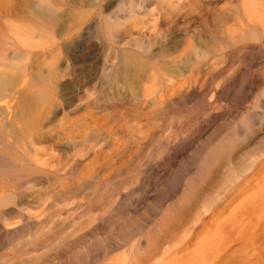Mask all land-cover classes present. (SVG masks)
<instances>
[{"label": "bare ground", "instance_id": "6f19581e", "mask_svg": "<svg viewBox=\"0 0 264 264\" xmlns=\"http://www.w3.org/2000/svg\"><path fill=\"white\" fill-rule=\"evenodd\" d=\"M18 1L10 9L0 0V264H245L250 254L261 264L259 225L215 249L205 236L264 153L250 168L233 162L204 199L202 173L187 175L177 205L156 206L142 222L120 223L138 204L135 190L112 201L133 178L105 177L133 160L169 106L214 79L233 52L264 42V0ZM170 144L167 167L180 154ZM218 154L204 157L209 170L221 168Z\"/></svg>", "mask_w": 264, "mask_h": 264}, {"label": "rangeland", "instance_id": "374dc122", "mask_svg": "<svg viewBox=\"0 0 264 264\" xmlns=\"http://www.w3.org/2000/svg\"><path fill=\"white\" fill-rule=\"evenodd\" d=\"M6 1L10 2V4L7 2V6L9 7L11 4V6L15 7L20 2L18 0H16V2H14L15 0ZM61 1L67 2L68 0ZM33 4L32 2L30 3L31 7L34 8ZM220 6H222V4ZM7 8L8 7H6V9ZM33 8H31V10ZM57 19V21H54V24L57 27L56 30L60 32L64 29L65 23L62 21L63 18L59 17ZM256 43L257 42L253 43V46L256 48L255 50L233 52L230 55L231 57L229 56L230 59L228 58L225 64L215 71L217 73L214 79H211L212 81L208 80V82H203L197 86V93L195 95H190L182 99L175 108L169 106L166 116L160 118L162 122L159 120L158 123L157 120L155 123L153 122L156 125H161L158 128L156 126V129L154 128L151 131V139L149 138L150 140L148 139L146 143L139 148H133L134 151L132 154L134 155L130 157V159L133 160L125 161L121 170L117 171L116 174L114 172L110 176L105 177L106 180L111 182L121 181L124 177L126 178V176L127 178L128 176L133 178H131L132 180L130 181V188L123 189L124 191L122 190V192L124 193H120L117 198L115 197L112 199V201L116 203L120 201L122 197H125L128 191L129 194H131V189L132 192L133 190L136 191L133 197L135 200L137 199L136 201L138 204L136 203V206L131 207L132 209L130 211L132 212H126L122 215L124 218L120 219V223H122V221H129L127 216L131 219L133 218L130 222L133 220L142 222L148 219L147 217L140 218L144 216L146 211L151 213L155 210L156 212L157 208L161 205H163V208L165 206H176L185 190V183L190 181V177H194L200 172L202 173V183L197 186V195L199 199H204L211 191L213 194L214 190L216 192L218 187L220 189L223 187L224 183L229 179L226 176L228 170L233 168V165L235 166L238 162L241 163L239 167L238 164L234 167L235 170L238 168V171L247 166L250 168L252 161L264 153V42L261 44ZM258 46H260V48ZM221 93L224 94L221 96ZM123 108L121 107L120 111H122ZM149 118L150 122L154 120L151 115H149ZM241 130H243V132ZM166 142L171 143L170 145H174L175 148L178 146L180 149V154L173 162L174 164L168 167L165 165L166 163H164L167 162L166 158L168 155V149L165 150L163 148V146L166 147ZM161 150L163 151L161 152ZM213 151L219 152L217 157H213L215 162H218L220 157L221 164L219 165H221V168L218 171L209 170V166L203 164L204 160H206L204 157ZM149 153H157L160 155L154 156L156 158L154 159L147 156ZM161 154L163 156H161ZM193 156L197 159L193 158ZM233 162H235V164H233ZM200 163L203 167H201L202 165ZM136 165H138V167ZM135 166L137 168H135ZM131 170L133 173H128ZM134 173L135 175H133ZM131 174L133 176H131ZM246 175H250L247 179L248 187L244 190L241 188L239 193L235 192L234 195L232 194L233 198L231 196L229 197L230 203H227V207L218 211V214H222L221 217L215 219L210 218L206 221L208 224V228L206 229L208 234L205 236V241L208 249L220 247L225 243L226 239L228 241L231 239L232 234L236 236L241 231L253 229L256 225H259L257 227L264 231V163L260 166L256 164L254 168L247 171ZM151 181L155 183L156 187L155 185L151 186ZM210 188L215 189L210 190ZM84 193L82 194L81 192V196H84ZM81 198H78L76 201H82ZM106 202L107 201H103L104 204L102 203L101 206L104 207ZM145 202H149L148 206ZM153 202L156 203V205L153 204ZM151 204H153L154 209H152ZM144 205L149 209L147 210V207ZM194 206H198V202H196ZM103 207H101V209ZM167 207H165V209ZM133 208L135 209L134 211ZM136 209L139 212H136ZM89 217L90 219L94 218L93 213H91ZM160 218L161 217H159V219ZM147 224H150V222L148 221ZM209 224H214V229L210 228ZM103 225L104 226L101 228L102 235L108 233V224L104 223ZM99 236L101 235L99 234ZM217 239L220 240V242ZM192 243L197 246L199 240H194ZM234 245L235 243L231 244V246ZM254 255L255 254H250L245 264H254L252 263L256 260ZM263 262L264 254L263 261L259 263L264 264Z\"/></svg>", "mask_w": 264, "mask_h": 264}]
</instances>
